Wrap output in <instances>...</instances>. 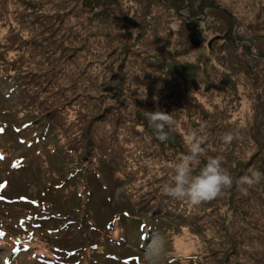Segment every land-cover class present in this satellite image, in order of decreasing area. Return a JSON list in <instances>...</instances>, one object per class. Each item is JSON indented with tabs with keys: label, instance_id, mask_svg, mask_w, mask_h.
Here are the masks:
<instances>
[{
	"label": "rangeland",
	"instance_id": "obj_1",
	"mask_svg": "<svg viewBox=\"0 0 264 264\" xmlns=\"http://www.w3.org/2000/svg\"><path fill=\"white\" fill-rule=\"evenodd\" d=\"M201 1L194 47L173 0H0V232L51 256L8 240L0 264H264V182L196 208L163 191L192 131L202 165L219 157L234 181L264 172V0ZM157 110L176 120L164 143ZM77 168L86 181L68 186ZM154 197L180 219L141 227L135 203ZM37 224L55 238L27 231Z\"/></svg>",
	"mask_w": 264,
	"mask_h": 264
},
{
	"label": "clouds",
	"instance_id": "obj_2",
	"mask_svg": "<svg viewBox=\"0 0 264 264\" xmlns=\"http://www.w3.org/2000/svg\"><path fill=\"white\" fill-rule=\"evenodd\" d=\"M147 117L156 138L162 143L167 142L169 131L176 124L173 114L157 110L148 113ZM234 139V134L228 133L223 137V142L231 143ZM184 143L187 152L172 165L171 182L163 188L164 194L174 200L187 202L196 208L222 197L234 183L246 195L251 186L264 182V172L260 170H254L234 181L232 175L222 167V159L219 157H209L202 165L201 158L205 155L203 137L195 131L185 135Z\"/></svg>",
	"mask_w": 264,
	"mask_h": 264
},
{
	"label": "trees",
	"instance_id": "obj_3",
	"mask_svg": "<svg viewBox=\"0 0 264 264\" xmlns=\"http://www.w3.org/2000/svg\"><path fill=\"white\" fill-rule=\"evenodd\" d=\"M94 1H96V0H94ZM174 2H176V4H177V7H180V8H182V7H184L185 6V3H186V1L185 0H173ZM93 4H95V3H93ZM92 4V5H93ZM197 5H198V7H199V9H197V8H195L194 9V7H195V4L193 5V6H189L185 11V15H184V17L185 18H187V19H197V20H195V21H193L194 22V26H196L197 28L199 27V24H201V21L202 20H199V15H198V13L199 12H201V10H203V8L205 7L204 6V3H203V1H201V0H198V3H197ZM180 10V9H179ZM200 16H201V14H200ZM230 17H231V15H229ZM179 17V16H178ZM185 24H186V21L184 20V28H185ZM263 29V28H262ZM261 29V30H262ZM200 31V30H199ZM200 34H201V32H200ZM200 39H202V36H200ZM199 39V40H200ZM7 44H6V46L7 47H14V48H17L18 46H17V44L19 45V46H21L20 45V43L17 41V42H15L12 38H10V40L9 41H7L6 42ZM251 44H253V46H254V48H255V50L256 51H258L259 52V49H258V46H257V43H256V40H253V39H251V42H250ZM16 44V45H15ZM197 45V43H194L193 44V46L194 45ZM22 47V46H21ZM195 47V46H194ZM230 51L231 50H228L227 51V53L226 54H229L230 53ZM7 80L8 81H10L11 83H13L14 81H15V78L14 77H12V76H9L8 78H7ZM23 101H24V104L23 105H27V106H33L32 105V103H33V99L31 98V96H29L28 98H24L23 99ZM44 103H46V102H44ZM94 105H97V104H94ZM45 111H48V109H46ZM51 113V121L53 122V123H55V124H60V123H62L63 121L62 120H60V119H58V117H57V114L58 113H56V112H54L53 110L50 112ZM102 113V112H101ZM103 114V113H102ZM123 116H122V118L123 117H128V114H122ZM62 121V122H61ZM64 123V122H63ZM89 134H88V141L85 143V145L87 146V144L89 143V146H92V148L93 147H96V148H98V145H96V144H94L95 142L94 141H92L90 138H89ZM170 137L172 136V134L170 133V135H169ZM170 137H169V140H171L170 139ZM79 142H77L76 141V139H73V140H71V142H70V145L71 146H77V144H78ZM144 143H146V141L144 140ZM88 146V147H89ZM91 149V147L90 148H88V150H90ZM84 151H86L85 149H83ZM207 150V149H206ZM72 152H73V150H72ZM102 153V152H101ZM103 154V153H102ZM83 169H80V168H77L76 170H75V176H73V178L71 179V183H70V185H72V184H74L75 182H78V184H77V186H82V182H85L86 181V178H87V176L86 175H84L83 173ZM82 181V182H81ZM83 186H84V188H85V190H87V182H86V184H83ZM158 200H159V198H157V197H154V200L153 199H151V198H149V199H143V200H140V202H138V203H135V206L137 207V212H138V214H140V215H143V217L145 218V220H138L139 222H142V223H145L146 221H151L152 220V218L154 217V219H160V218H174V219H180V217L177 215V214H175L173 211H171V207H170V202H171V200H166L165 202L163 201V202H159L158 203ZM154 201L156 202V203H154ZM75 212H77L78 214H79V217H81L80 218V220L81 221H84V218H85V213H83V212H81V211H79L78 209H73ZM72 210V211H73ZM71 211V212H72ZM70 212V213H71ZM173 212V213H172ZM61 217V219L62 218H65V217H62V216H60ZM66 219V218H65ZM182 221H183V223H186L187 222V220L186 219H182ZM139 222H138V224H139ZM49 234H51V233H49ZM195 260H197V261H199V258H196ZM200 260H201V258H200Z\"/></svg>",
	"mask_w": 264,
	"mask_h": 264
},
{
	"label": "water",
	"instance_id": "obj_4",
	"mask_svg": "<svg viewBox=\"0 0 264 264\" xmlns=\"http://www.w3.org/2000/svg\"><path fill=\"white\" fill-rule=\"evenodd\" d=\"M188 5H186L187 7ZM186 30H188L189 32V36H188V40L190 43H193V41L195 39H197V37L199 36V31L195 30V31H192L191 29H189V27H186Z\"/></svg>",
	"mask_w": 264,
	"mask_h": 264
},
{
	"label": "flooded vegetation",
	"instance_id": "obj_5",
	"mask_svg": "<svg viewBox=\"0 0 264 264\" xmlns=\"http://www.w3.org/2000/svg\"><path fill=\"white\" fill-rule=\"evenodd\" d=\"M190 21H195L197 19H189ZM192 23V26H194V22H191Z\"/></svg>",
	"mask_w": 264,
	"mask_h": 264
},
{
	"label": "bare ground",
	"instance_id": "obj_6",
	"mask_svg": "<svg viewBox=\"0 0 264 264\" xmlns=\"http://www.w3.org/2000/svg\"><path fill=\"white\" fill-rule=\"evenodd\" d=\"M152 239H153V238H152ZM152 239H151L150 241H152V242H153V240H154V239H153V240H152ZM155 242H156V241H155ZM155 242H153V243H152V246H153V244H154ZM156 244H157V243H156Z\"/></svg>",
	"mask_w": 264,
	"mask_h": 264
}]
</instances>
